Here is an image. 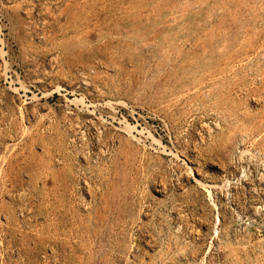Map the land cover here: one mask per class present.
I'll return each mask as SVG.
<instances>
[{"label": "rangeland", "instance_id": "obj_1", "mask_svg": "<svg viewBox=\"0 0 264 264\" xmlns=\"http://www.w3.org/2000/svg\"><path fill=\"white\" fill-rule=\"evenodd\" d=\"M0 264H264V0H0Z\"/></svg>", "mask_w": 264, "mask_h": 264}]
</instances>
